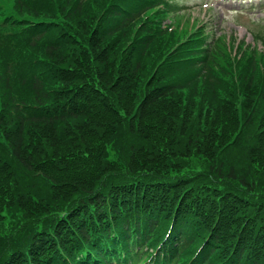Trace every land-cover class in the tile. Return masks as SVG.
Here are the masks:
<instances>
[{
	"label": "trees",
	"instance_id": "1",
	"mask_svg": "<svg viewBox=\"0 0 264 264\" xmlns=\"http://www.w3.org/2000/svg\"><path fill=\"white\" fill-rule=\"evenodd\" d=\"M13 1L23 23L11 17L0 38V264H41L39 239L62 215L69 227L48 243L64 252L121 245L128 261L147 243L160 246L154 264H264V53L232 62L215 47L178 66L162 59L161 30L117 0Z\"/></svg>",
	"mask_w": 264,
	"mask_h": 264
},
{
	"label": "rangeland",
	"instance_id": "2",
	"mask_svg": "<svg viewBox=\"0 0 264 264\" xmlns=\"http://www.w3.org/2000/svg\"><path fill=\"white\" fill-rule=\"evenodd\" d=\"M211 0H181L183 4H187V7H189V12L192 13L195 17H199L200 19L204 15V21L205 24H207L209 27H211L216 33L220 34H226L227 36H233L237 40H245L248 43L252 42L251 33H258V30L264 32V16L260 14V10L257 8H245L244 10L241 9L239 5L232 6L229 5L230 2L227 1L229 4L222 5L221 3H217L213 7L209 5L211 8V11L208 14H204L201 10V6L204 8L205 2H210ZM214 3V2H213ZM241 11V13H239ZM246 14V15H245ZM262 18V19H261ZM238 25V26H237ZM239 26L243 27V30L239 28ZM82 126L80 127L81 131H88L93 130V134H96L98 137L103 136L101 133V130L98 128V124L94 123L90 126L88 125L89 121H84V119H81ZM81 125V124H80ZM101 126H104L103 124H100ZM227 127L232 131V126ZM67 132H70L71 139H64L62 142H75L74 138L75 135H77V129L74 127V125L71 123V125L68 127H64ZM95 129V130H94ZM90 135L84 136V138H90ZM76 139V138H75ZM100 139V138H98Z\"/></svg>",
	"mask_w": 264,
	"mask_h": 264
}]
</instances>
